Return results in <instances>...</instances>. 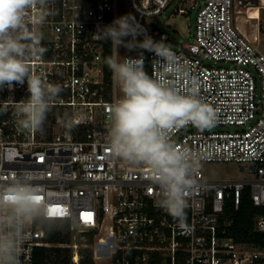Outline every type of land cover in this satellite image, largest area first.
Here are the masks:
<instances>
[{
    "label": "built area",
    "instance_id": "2783aa9c",
    "mask_svg": "<svg viewBox=\"0 0 264 264\" xmlns=\"http://www.w3.org/2000/svg\"><path fill=\"white\" fill-rule=\"evenodd\" d=\"M260 7L264 0H50L47 17L39 8L26 12V24L38 27L46 48L29 60L31 70L62 91L52 107L53 132L29 133L13 118L16 103L29 96L26 83L0 89V184L26 178L49 211L58 210L55 219L29 226L21 264H38L42 247L68 251L70 264H82L85 249L93 264H264V244L238 241L226 211L229 202L238 210L245 198L264 208V45L239 25L243 16L260 19ZM167 12L195 15L186 41L164 22ZM128 14L188 66L200 98L217 114L212 127L170 133L200 162L184 227L157 206L151 170L114 158L107 146L109 106L121 92L105 64L115 49L97 34ZM118 51L131 58L143 52L145 70H158L153 52ZM175 84L183 88L188 81ZM56 112L72 117L71 132ZM207 163H235L250 177L210 179ZM56 231L65 241L50 240ZM254 231L264 233V212L254 217Z\"/></svg>",
    "mask_w": 264,
    "mask_h": 264
},
{
    "label": "clouds",
    "instance_id": "9594fccd",
    "mask_svg": "<svg viewBox=\"0 0 264 264\" xmlns=\"http://www.w3.org/2000/svg\"><path fill=\"white\" fill-rule=\"evenodd\" d=\"M49 2L0 0V89L26 83L29 96L16 103L13 118L18 130L29 133H43L47 115L62 91L61 85L47 83L33 73L29 64L31 58L42 57L46 48L41 46L43 33L26 24L25 14L39 8L42 18L47 17ZM141 35L143 39L138 40ZM97 36L111 41L115 49L105 64L121 92L109 106L106 140L110 153L129 165L149 168L159 188L157 206L184 227L186 197L196 187L194 174L200 162L189 148L178 147L170 133L188 125L212 127L216 111L200 98L199 81L190 75L188 66L162 40L146 35L132 14L103 26ZM121 46L153 52L158 70L151 75L145 70L143 52L139 58L121 57ZM176 80L188 84L180 88ZM57 122L68 132L74 126L68 114ZM37 197L41 193L26 178L0 184V264H21L29 226L55 219L48 202Z\"/></svg>",
    "mask_w": 264,
    "mask_h": 264
},
{
    "label": "trees",
    "instance_id": "16d2710c",
    "mask_svg": "<svg viewBox=\"0 0 264 264\" xmlns=\"http://www.w3.org/2000/svg\"><path fill=\"white\" fill-rule=\"evenodd\" d=\"M110 44L107 43L106 53L109 55L111 52ZM58 118L62 115L60 112L55 114ZM226 211L230 214L233 220L232 232L234 237L238 241L242 242H252L255 244H264V233L254 231V217L261 212H264V208L254 206L252 202L245 198L238 210H235L233 205L229 202L226 205ZM55 224V223H51ZM51 241L60 242L65 241L61 237V232L56 231L55 236L50 238ZM59 248H47L42 247L38 252V264H70L68 251H64ZM67 254V255H66ZM85 257L82 264H93L90 249L84 250Z\"/></svg>",
    "mask_w": 264,
    "mask_h": 264
},
{
    "label": "rangeland",
    "instance_id": "374dc122",
    "mask_svg": "<svg viewBox=\"0 0 264 264\" xmlns=\"http://www.w3.org/2000/svg\"><path fill=\"white\" fill-rule=\"evenodd\" d=\"M261 18H253L249 21H245V16L239 20V25L246 32L253 34L252 38L258 37L261 43L264 45V7H260ZM245 13V12H244ZM175 14L172 15L169 12L163 17L164 22L170 24L171 27L179 31L177 36L181 42L187 40L189 36V24L194 27L195 24V15ZM167 29V28H166ZM51 111L47 115V120L44 124V130L53 132V124L51 123ZM58 131V129H56ZM204 175L210 179H244L249 178V173H244L241 170V167L235 163H207L204 167Z\"/></svg>",
    "mask_w": 264,
    "mask_h": 264
},
{
    "label": "snow or ice",
    "instance_id": "6c2138e0",
    "mask_svg": "<svg viewBox=\"0 0 264 264\" xmlns=\"http://www.w3.org/2000/svg\"><path fill=\"white\" fill-rule=\"evenodd\" d=\"M37 199H41V197H37ZM57 209L56 208H52L50 211H49V214L50 215H56L57 214ZM88 216V218L90 219V214H86Z\"/></svg>",
    "mask_w": 264,
    "mask_h": 264
},
{
    "label": "crops",
    "instance_id": "0c3cea01",
    "mask_svg": "<svg viewBox=\"0 0 264 264\" xmlns=\"http://www.w3.org/2000/svg\"><path fill=\"white\" fill-rule=\"evenodd\" d=\"M242 30H243V32L247 33L252 38L253 34L246 32V30H244V29H242Z\"/></svg>",
    "mask_w": 264,
    "mask_h": 264
},
{
    "label": "bare ground",
    "instance_id": "6f19581e",
    "mask_svg": "<svg viewBox=\"0 0 264 264\" xmlns=\"http://www.w3.org/2000/svg\"><path fill=\"white\" fill-rule=\"evenodd\" d=\"M251 11H253V10H251Z\"/></svg>",
    "mask_w": 264,
    "mask_h": 264
}]
</instances>
